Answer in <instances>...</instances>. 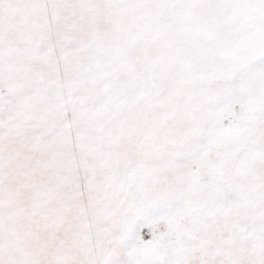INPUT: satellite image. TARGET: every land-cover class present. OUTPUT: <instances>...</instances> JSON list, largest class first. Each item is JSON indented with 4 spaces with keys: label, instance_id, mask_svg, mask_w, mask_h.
I'll use <instances>...</instances> for the list:
<instances>
[{
    "label": "snow or ice",
    "instance_id": "obj_1",
    "mask_svg": "<svg viewBox=\"0 0 264 264\" xmlns=\"http://www.w3.org/2000/svg\"><path fill=\"white\" fill-rule=\"evenodd\" d=\"M0 264H264V0H0Z\"/></svg>",
    "mask_w": 264,
    "mask_h": 264
}]
</instances>
